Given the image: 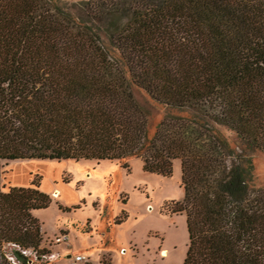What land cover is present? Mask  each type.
<instances>
[{
  "label": "trees",
  "instance_id": "obj_1",
  "mask_svg": "<svg viewBox=\"0 0 264 264\" xmlns=\"http://www.w3.org/2000/svg\"><path fill=\"white\" fill-rule=\"evenodd\" d=\"M257 151L264 0H0V264L48 251L32 211L52 201L34 181L4 190L3 161L130 157L163 176L180 160L181 264H264Z\"/></svg>",
  "mask_w": 264,
  "mask_h": 264
},
{
  "label": "rangeland",
  "instance_id": "obj_2",
  "mask_svg": "<svg viewBox=\"0 0 264 264\" xmlns=\"http://www.w3.org/2000/svg\"><path fill=\"white\" fill-rule=\"evenodd\" d=\"M58 1L70 7L79 0ZM135 95L150 108V121L157 122L164 107L143 90L135 89ZM224 132L233 139L231 132ZM252 163L253 184L264 188V154L254 152ZM2 164L4 190L34 181L52 199L32 215L43 232L41 245L59 257L29 264H70L68 255L76 253L87 257L79 264L98 258L106 264H155L156 259L165 261L161 256L166 250L170 254L165 264L183 261L188 241L185 214L168 211L173 201L183 198L179 159L173 161L168 176L144 170L139 157L123 161L31 158ZM61 230L68 234L67 241H56Z\"/></svg>",
  "mask_w": 264,
  "mask_h": 264
},
{
  "label": "built area",
  "instance_id": "obj_3",
  "mask_svg": "<svg viewBox=\"0 0 264 264\" xmlns=\"http://www.w3.org/2000/svg\"><path fill=\"white\" fill-rule=\"evenodd\" d=\"M63 240L67 241L68 240V234L65 231H61L60 235L56 238V241ZM42 246V245H41ZM43 247V246H42ZM21 253L27 257L30 258V261L33 260H41L44 262L48 261H53L56 260L59 257V254L56 252H53L51 250H48L44 253L39 254L36 249L33 248H19ZM70 256V264H79L82 261H86L87 257L82 254V253H76L75 255H69ZM8 258L13 262L17 263L15 258L12 255H9Z\"/></svg>",
  "mask_w": 264,
  "mask_h": 264
},
{
  "label": "crops",
  "instance_id": "obj_4",
  "mask_svg": "<svg viewBox=\"0 0 264 264\" xmlns=\"http://www.w3.org/2000/svg\"><path fill=\"white\" fill-rule=\"evenodd\" d=\"M61 231H63V230H61ZM162 248H164V246H162V247L160 248V250H161ZM166 248H167V247H166ZM167 249H168V248H167ZM166 252H167V255H166V256H161V255H160L161 257L164 258L165 261H163V262H161V263H158V262H157V259H156L155 264H165V262H166V258H167V256L170 254V253H169V250H168V251L166 250ZM68 256H69V255H68ZM148 262H152V261H151V258L149 259ZM92 263H100V264H103V263L100 262V259H99V258H98L97 260L93 261ZM181 263H182V262L179 261L177 264H181Z\"/></svg>",
  "mask_w": 264,
  "mask_h": 264
},
{
  "label": "bare ground",
  "instance_id": "obj_5",
  "mask_svg": "<svg viewBox=\"0 0 264 264\" xmlns=\"http://www.w3.org/2000/svg\"><path fill=\"white\" fill-rule=\"evenodd\" d=\"M58 193V190L57 191H55V195ZM164 255L166 256L167 255V252L165 251L164 252Z\"/></svg>",
  "mask_w": 264,
  "mask_h": 264
}]
</instances>
